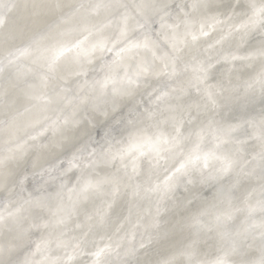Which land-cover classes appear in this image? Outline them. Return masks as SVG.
Masks as SVG:
<instances>
[{
  "label": "clouds",
  "instance_id": "1",
  "mask_svg": "<svg viewBox=\"0 0 264 264\" xmlns=\"http://www.w3.org/2000/svg\"><path fill=\"white\" fill-rule=\"evenodd\" d=\"M0 264H264V0H0Z\"/></svg>",
  "mask_w": 264,
  "mask_h": 264
}]
</instances>
